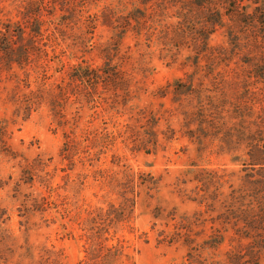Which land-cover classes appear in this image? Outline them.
<instances>
[{
	"label": "rangeland",
	"instance_id": "rangeland-1",
	"mask_svg": "<svg viewBox=\"0 0 264 264\" xmlns=\"http://www.w3.org/2000/svg\"><path fill=\"white\" fill-rule=\"evenodd\" d=\"M54 1L0 0V30L41 25L30 62L0 69V264H255L231 212L244 165L216 137L243 119L264 145V22L246 14L264 0ZM107 48L130 92L61 96Z\"/></svg>",
	"mask_w": 264,
	"mask_h": 264
},
{
	"label": "trees",
	"instance_id": "trees-1",
	"mask_svg": "<svg viewBox=\"0 0 264 264\" xmlns=\"http://www.w3.org/2000/svg\"><path fill=\"white\" fill-rule=\"evenodd\" d=\"M54 2L57 4L58 0ZM232 2L233 3L230 5V9H237L239 3L236 0H232ZM198 4L203 5L204 2H202L201 0ZM204 6H201V8H207ZM247 8H249V6ZM252 10L254 11L252 14L246 13L248 14V18L249 14L253 19L260 16L261 22H264V7L255 6ZM218 11L221 10L218 9ZM201 14H204L203 11L201 12ZM218 15L220 18L219 12ZM138 17L139 16L137 15H135L134 17H129L128 22L126 23L127 26H130L129 20L135 19L133 31L136 32V34H139L141 32V22L137 21ZM221 19L222 17L218 20ZM208 21L210 22L211 28H214L216 24H218L217 22H214V20ZM13 28L15 27L6 24L0 30V69H11L14 65L18 66L19 68H23L26 66L27 62H30L33 57V48L36 45L35 34L37 32H40L41 25L37 24L35 28L31 30L35 33V36L32 35L25 38L23 37V31H21L23 28H21L20 25H16V33L14 32ZM261 29H263L264 32V23ZM208 34H210V32H208ZM121 39L122 38H120V40L117 42V46L121 43ZM109 50L110 49L108 48L106 49L105 55H103L104 57L102 59V62L100 63V65H98L97 68H92L91 64L83 63H78L74 66H70L66 73L67 81L63 80V85L59 87L60 95H66V97H68L69 94L67 92L70 91L71 93L75 94L76 98H79L80 96L81 100L87 101V104L89 105L90 101H95L97 90L101 86L107 89L106 95L108 96L98 95L100 100L102 99L105 101H116L120 96V92H130L132 83L129 78L125 77L124 71L121 69L120 59L114 58L115 56H117V54H115L117 51H114L115 53H112V51ZM177 80L178 79H174L173 82H177ZM193 84V79H189V87L186 90L189 91L191 88H193ZM187 91L183 89L180 91L179 89L180 93H187ZM191 91H189L188 93H190ZM62 108L63 106H61L60 109L56 105H53L52 107L53 116L58 118L57 123L61 126L66 124L65 117L62 113ZM240 115H243V113ZM202 122L203 121H199L198 124L200 130L203 129ZM204 122L205 126L214 123L213 121L208 120ZM146 123L148 124L149 122ZM252 125L253 123L246 122L243 119L241 121H235L234 123L231 122V126L229 131H227V134H222L221 136L219 135V137H216V139L221 142V145L225 144L226 146H228V148H230L229 151H237L235 155L236 157L233 156V158L235 161H241L239 163L244 165V169H241L243 174L241 175V179L239 182L237 198H234L233 201V204H237V206L231 212L234 217H237V219L240 220V229H237V232L235 233V235L238 237L240 245H245V247H249L252 250H255L256 254L253 255L252 258L254 259L255 264H259V254L262 249H264V198H255V195H253L251 192L248 193V189H246V187H250V189L257 188L259 189V191L260 189H262V191L264 189V145L259 146L261 147L260 149L258 147V144L255 143L256 139L250 132V128ZM199 143H201V141H199ZM67 150L68 149H66V151ZM239 153L242 154L241 159L238 155ZM128 192V194H138V191L133 188ZM122 196L125 195L122 194ZM123 198L126 199V197ZM239 253H241V251H239ZM243 255L244 254H238V264H245L247 262Z\"/></svg>",
	"mask_w": 264,
	"mask_h": 264
}]
</instances>
